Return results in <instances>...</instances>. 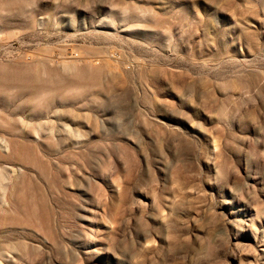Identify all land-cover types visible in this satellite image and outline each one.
<instances>
[{
	"label": "rangeland",
	"instance_id": "rangeland-1",
	"mask_svg": "<svg viewBox=\"0 0 264 264\" xmlns=\"http://www.w3.org/2000/svg\"><path fill=\"white\" fill-rule=\"evenodd\" d=\"M0 264H264V0H0Z\"/></svg>",
	"mask_w": 264,
	"mask_h": 264
}]
</instances>
